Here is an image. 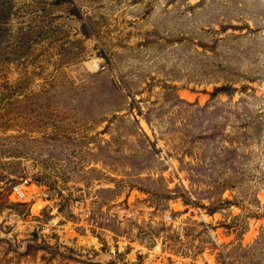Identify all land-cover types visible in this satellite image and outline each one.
<instances>
[{"label":"rangeland","instance_id":"1","mask_svg":"<svg viewBox=\"0 0 264 264\" xmlns=\"http://www.w3.org/2000/svg\"><path fill=\"white\" fill-rule=\"evenodd\" d=\"M262 195L264 0H0V264H264Z\"/></svg>","mask_w":264,"mask_h":264},{"label":"built area","instance_id":"2","mask_svg":"<svg viewBox=\"0 0 264 264\" xmlns=\"http://www.w3.org/2000/svg\"><path fill=\"white\" fill-rule=\"evenodd\" d=\"M30 185L31 184L29 183L28 180H25L22 183H18V184L13 185V187L11 189L12 200H14L16 202H27V201L31 200L33 197H35L34 195H36L37 193L29 190ZM170 218L171 217H169V219Z\"/></svg>","mask_w":264,"mask_h":264},{"label":"bare ground","instance_id":"3","mask_svg":"<svg viewBox=\"0 0 264 264\" xmlns=\"http://www.w3.org/2000/svg\"><path fill=\"white\" fill-rule=\"evenodd\" d=\"M184 93V92H183ZM184 95H186L187 97H192L193 95L189 94L188 92H185ZM193 99V97H192ZM38 186L35 185V184H31L29 186V190L30 191H34L35 193L38 194ZM35 196V195H34ZM262 198L264 199V196L262 195ZM44 206V200H41V199H38L34 204H33V208L32 210L35 212V213H38L39 210ZM67 233L69 235H73V232L71 230H68ZM83 242H85L86 244H97V239L95 237H85ZM104 257H107L108 254H104L103 255Z\"/></svg>","mask_w":264,"mask_h":264}]
</instances>
